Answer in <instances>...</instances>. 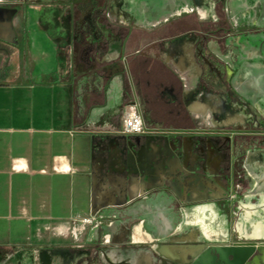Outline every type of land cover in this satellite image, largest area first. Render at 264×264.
I'll return each mask as SVG.
<instances>
[{"label":"crops","instance_id":"0c3cea01","mask_svg":"<svg viewBox=\"0 0 264 264\" xmlns=\"http://www.w3.org/2000/svg\"><path fill=\"white\" fill-rule=\"evenodd\" d=\"M216 5L217 0H0V262L54 264L66 245L86 243L93 224L113 239L110 244L125 243L120 255L134 262L153 245L264 243V210L241 208L233 219L216 196L189 197L184 185L194 190L201 180L191 160L168 155L174 146L152 142L138 157L112 153L107 135L120 129L123 110L132 106L122 105L118 77L92 71L117 68L137 33L157 26L160 64L168 67L167 56L190 90L195 41L187 32L169 39L165 23L189 16L213 22ZM222 6L234 24L250 13L249 23L264 24V0H223ZM255 36L239 41L243 75L255 61ZM206 45L217 48L213 40ZM89 49L97 52L94 63ZM130 61L125 69L136 66ZM186 111L195 119L210 108L190 98ZM142 117L147 126L161 124ZM88 218L92 224L84 222ZM257 248L248 261L257 256L264 263Z\"/></svg>","mask_w":264,"mask_h":264},{"label":"rangeland","instance_id":"374dc122","mask_svg":"<svg viewBox=\"0 0 264 264\" xmlns=\"http://www.w3.org/2000/svg\"><path fill=\"white\" fill-rule=\"evenodd\" d=\"M217 11L221 14L220 4ZM218 17H221L222 20L217 21L215 24L199 22L193 16L170 21L167 24L168 38H176L178 35V39H182L184 37L181 35L183 32L194 31L202 43L207 39L222 42L225 38H228L227 35L225 36V34H228V28L223 15L221 14ZM157 28V26L150 27L149 30L154 29L153 32L148 30L144 33L138 32L134 47L120 55L117 68L110 69L105 66L92 70L98 71V73L101 72V75L106 79L111 78V76L120 79V92L125 96L122 105L133 106L136 93L142 89V85L145 86L146 81L149 82V86H145L144 89L150 91L149 94L151 95L156 84L172 82V76L162 68L158 59L160 54L158 45L160 43L158 36H155ZM245 30L246 34L256 35L253 46H264V28H257L252 31L247 26ZM7 50L10 51L11 48ZM88 55L89 62L94 63L97 60L95 49H89ZM133 55H150L154 56V59L147 66L142 67V71L135 70L136 76H133V74L130 75V73H133L131 66L129 69L124 68V62L129 63ZM141 61L146 60L143 58ZM259 79L262 81L261 90L259 92L255 91V95L261 99L244 98L235 93L240 100L235 107L237 108L236 114L233 111L229 120L227 113L220 112L215 118L217 120H223V118L229 120L222 124H230V127H218L221 123L214 122V128H210L206 125V121H194L185 115L181 116L179 122L173 119H169L167 122L169 124L167 125L174 129L173 132L170 131L169 133L176 136L178 142L192 141V147L187 154L194 164V172L202 182L208 184V181H210L209 183L216 190H222V193L215 197L218 200V206L221 210H231L233 219L238 216L241 208H246L250 212H255L256 209L264 210V76L260 75ZM200 86L206 91L205 103L208 104L218 94V89L211 85L206 78H202ZM230 87L235 90L232 85ZM248 89H250V86ZM216 97L219 98V96ZM227 102H230V100L228 99ZM161 107L165 108L162 109ZM146 109L150 112L153 120L160 121L161 111L166 109V104L161 100H151L147 103ZM143 116H145L144 113ZM153 120L150 124L153 123ZM147 124L149 123L145 122L146 126ZM176 125L181 126V128H177ZM208 141L213 145L208 144ZM89 231L90 228L86 231V234H88L86 243L77 244L78 241L66 245L65 252L57 254L54 264H110L106 259L108 246L101 237L96 241L90 240ZM260 242H264V240ZM224 245L229 244L221 243L212 247ZM257 246H260V249L264 248V243L253 245L254 249ZM61 247H64V245L62 244ZM260 249L257 248L256 253H261ZM111 260L115 261V258L112 256ZM0 264H18V262L3 261ZM260 264L264 263L260 262Z\"/></svg>","mask_w":264,"mask_h":264},{"label":"flooded vegetation","instance_id":"af4514ba","mask_svg":"<svg viewBox=\"0 0 264 264\" xmlns=\"http://www.w3.org/2000/svg\"><path fill=\"white\" fill-rule=\"evenodd\" d=\"M222 1L223 0H217L216 18L210 23L215 24L217 21L222 20L221 17H218L222 14L228 28V34H225V36L227 35L228 38H225L222 42H219L215 39H207L204 43H202L198 39L196 32H187L192 34L191 36H193L195 41V45L191 52V57L195 63V85L187 91V89L183 86V79L179 74L174 72V63L166 56L168 67H166L164 64L161 66L164 70H166V72L169 73L170 76H172V82H160L159 84H156L154 89H152L154 90L152 95L149 94L150 91L144 89L145 86H149V82L146 81L144 83L145 86L142 85L143 87L139 83L142 89H138L139 91L135 95V101L137 102L136 105L140 110V113L142 115L144 113L148 117H151L150 112H148L146 109L148 102L151 100H161L166 104V109L161 111V124H158V127H147L144 122L143 132L132 137H127L126 135L122 134L120 129L112 135H107L109 148L111 147V152L116 153V156L121 155V153H124V151H130L138 157L144 151L142 148L143 146L147 144L149 145L152 142H161L162 144L166 143L167 145L174 146L173 151L168 150V155L171 157H179L182 155L184 159L190 160V157H188L187 153H189V150L192 147V141L185 140L182 141V143L178 142L176 140V136H173L172 133H169L170 131L173 132L174 130L168 126L169 124L167 122L169 119L179 122L181 116L184 115L194 121H200L204 118H207V121L210 123L208 127L214 128L213 124L216 122L221 123L218 127L226 128L230 127V124L222 123L230 120V114H232L233 111L236 114L237 108L235 107L240 101L239 97H237L235 93L244 98L261 99L257 98L255 91L259 92L261 90L262 81H260L261 79L259 78L260 75L264 76V46H255V61L251 63L247 73L243 75L245 71V65L242 61L243 47L241 46L240 42H243V40H246L247 38H251L250 36L252 34H246L245 32L247 26L253 31L257 28H264V24L254 25L249 23L251 13L245 14L242 20L238 21L237 24L232 23L225 14ZM219 4L221 5V14L217 11ZM179 19L180 18L173 20L169 19L165 24H168L170 21H177ZM176 38H178V35ZM208 40H213L217 44V48L211 51L206 45ZM136 56L137 55H133L132 61H130L131 64H136V66L131 69L133 73H130V75L133 74V76H136L135 70L142 71V67L144 68L154 59L147 58L145 59L146 61L140 62ZM240 76H243L241 82H239L237 79H240ZM202 78H206L211 85H214L218 89V94H216V96H219V98L215 96L213 100L210 99L211 102L208 104L205 103L206 91L200 86ZM231 85L235 88V90L230 87ZM249 86L250 89H248ZM190 98L197 99L208 106L210 108L209 115L200 116V114H197L198 116L195 119L191 118L186 111V101ZM228 99L230 102H227ZM189 108H191L194 112L198 110L194 107V105H192V107L189 105ZM220 112L227 113V118L229 120H225L224 118L223 120L215 119ZM163 114H165V116H163ZM177 125V128H181V126ZM208 144L211 146L213 145L209 141ZM177 145H183L185 146V149L177 150L175 148ZM126 147H128V149ZM198 182L197 188H195L196 190H191L190 185H184L187 187V191L190 194L189 197L191 199L194 197L196 198L197 196H205V198L210 199L222 193V190H216V188H214L212 184L209 183L210 181H208V184L202 181ZM90 224H92V222ZM89 228L90 240L96 241L99 237H101L104 243L108 246L109 250L106 259L110 264H189V262H191L190 264H202L201 259H204L203 264H260V259L257 256L254 257L253 260L248 261L255 250L251 245L235 243L233 245L212 247L215 244H207V242H201L200 244H188L185 246L171 245L158 247L153 245V247L146 248V251L150 250L149 253L144 252V254H142V258L134 262L131 259H128L127 256L120 255L121 252L128 249L125 243L120 245L110 244L113 239L106 238L102 231L103 228L97 224H93ZM167 248H175L176 253L172 255L167 254L165 252ZM179 249L186 250V253H178ZM261 250L264 252V248H261ZM205 254L210 255V259L204 258ZM178 255H180V257H178ZM112 256L115 258V261L111 260ZM262 261H264V257H262Z\"/></svg>","mask_w":264,"mask_h":264},{"label":"built area","instance_id":"2783aa9c","mask_svg":"<svg viewBox=\"0 0 264 264\" xmlns=\"http://www.w3.org/2000/svg\"><path fill=\"white\" fill-rule=\"evenodd\" d=\"M144 130V120L142 114L138 110L136 104L130 108H125L121 114L120 118V131L122 134L138 135ZM85 223L90 224L92 222L91 218L85 219Z\"/></svg>","mask_w":264,"mask_h":264},{"label":"bare ground","instance_id":"6f19581e","mask_svg":"<svg viewBox=\"0 0 264 264\" xmlns=\"http://www.w3.org/2000/svg\"><path fill=\"white\" fill-rule=\"evenodd\" d=\"M165 252L167 253V254H169V255H172V254H175L176 253V249L175 248H167L166 250H165ZM178 253H181V254H185L186 253V250H183V249H179L178 250ZM177 256V255H176ZM178 257H180V255H178ZM210 255H208V254H205L204 255V258H206V259H210ZM201 262H202V264L204 263V259L202 260L201 259Z\"/></svg>","mask_w":264,"mask_h":264},{"label":"water","instance_id":"95a60500","mask_svg":"<svg viewBox=\"0 0 264 264\" xmlns=\"http://www.w3.org/2000/svg\"><path fill=\"white\" fill-rule=\"evenodd\" d=\"M10 17H11V15L8 17V19H7V21H6V23H7L8 25L11 24ZM185 169H186V167H185Z\"/></svg>","mask_w":264,"mask_h":264}]
</instances>
